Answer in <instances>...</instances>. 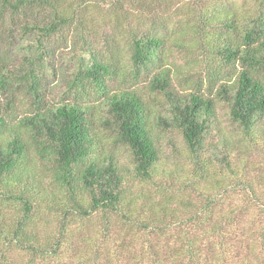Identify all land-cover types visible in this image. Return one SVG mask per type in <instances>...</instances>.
<instances>
[{
	"label": "trees",
	"instance_id": "16d2710c",
	"mask_svg": "<svg viewBox=\"0 0 264 264\" xmlns=\"http://www.w3.org/2000/svg\"><path fill=\"white\" fill-rule=\"evenodd\" d=\"M240 1L0 0V264H264V0Z\"/></svg>",
	"mask_w": 264,
	"mask_h": 264
},
{
	"label": "rangeland",
	"instance_id": "374dc122",
	"mask_svg": "<svg viewBox=\"0 0 264 264\" xmlns=\"http://www.w3.org/2000/svg\"><path fill=\"white\" fill-rule=\"evenodd\" d=\"M240 2H241L240 0H236L235 3L236 4H240ZM183 22L185 23V21H182L181 22V25H183ZM176 23H177V21H176ZM181 25L178 24L177 26L178 27L179 26L181 27ZM171 27L172 26H170V28ZM178 36L181 37V33ZM178 36H175L174 35L173 36L174 37L173 39L178 38ZM186 39L187 38H184V41ZM189 42H190L189 40L188 41H185V44L186 45H189ZM172 56H173L172 61H175L176 65H179L180 70H182V72L178 73L177 76H176V78H175V85H178L179 83H183L182 77H185L186 76V74L184 73V70L185 69H189L190 67L194 68L195 67V61L194 60H196L198 57L196 56L195 53H191V51L190 52H188V51L178 52L176 49H173ZM194 71H196V69H194ZM220 113H222V111ZM161 139H162L161 140V143L162 144L164 143L165 146L167 144L166 143V140L167 139H171V141L173 143H175V145L177 147L181 148V143L179 142V138H178V136H176L174 134H166V136H162ZM165 149H166V147H165Z\"/></svg>",
	"mask_w": 264,
	"mask_h": 264
}]
</instances>
